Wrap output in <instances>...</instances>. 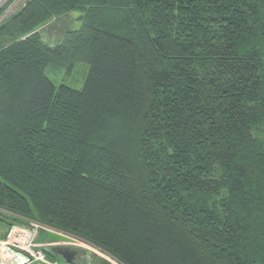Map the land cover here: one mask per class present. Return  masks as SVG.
I'll return each instance as SVG.
<instances>
[{"label":"trees","instance_id":"trees-1","mask_svg":"<svg viewBox=\"0 0 264 264\" xmlns=\"http://www.w3.org/2000/svg\"><path fill=\"white\" fill-rule=\"evenodd\" d=\"M79 62L82 88L48 76ZM30 221L102 264H264V0H31L0 21V224Z\"/></svg>","mask_w":264,"mask_h":264},{"label":"rangeland","instance_id":"rangeland-1","mask_svg":"<svg viewBox=\"0 0 264 264\" xmlns=\"http://www.w3.org/2000/svg\"><path fill=\"white\" fill-rule=\"evenodd\" d=\"M82 15L81 12L75 11L70 13L66 18L62 19H55L51 22H48L46 25L41 26L39 28V35L41 40L47 42L50 44V46H55L56 44H59L60 41L64 38L66 32L68 29H77L81 26V21L79 20L80 16ZM89 67L85 63H76L73 70L71 72H68L67 70L63 71H52L50 70L48 72V76L53 80V82L58 86L60 83H64L68 86L75 87V88H82L86 77L88 75ZM32 222V221H30ZM34 223V222H33ZM16 225H21V226H26L27 224H15ZM6 225H1L0 224V236H3L2 239H0V243L3 244L4 246V253L8 254L9 252L6 250L7 248V243L3 240H6L8 233L10 232L11 228ZM30 226V225H27ZM43 226V225H42ZM42 226L38 227L36 231V243L38 244H46V247H52V246H59V245H67L71 248H76V249H84L86 251H89L92 255V262L91 264H102V261H109L111 257L107 255L104 251H102L100 248L94 247L90 243H84V242H78V241H72V242H51L50 241V236L47 232V230L43 229ZM20 226H17L14 228L13 236L15 238L21 237V234L19 232ZM45 227V226H44ZM30 235V233H29ZM6 236V237H5ZM23 244V243H22ZM86 244V245H85ZM84 246L85 248H81ZM40 248V247H39ZM48 255V252H47ZM7 260L9 258H6ZM60 259V256H57L55 253L50 252V256H47V260L51 264H58V260ZM17 261V262H16ZM11 262L18 263V259H14ZM111 263V262H110ZM3 264H8L7 262Z\"/></svg>","mask_w":264,"mask_h":264},{"label":"built area","instance_id":"built-area-1","mask_svg":"<svg viewBox=\"0 0 264 264\" xmlns=\"http://www.w3.org/2000/svg\"><path fill=\"white\" fill-rule=\"evenodd\" d=\"M31 0H0V21L10 17L14 13H16L19 9H21L24 5H26ZM25 225V224H24ZM30 225V226H27ZM26 226L16 225L13 226L10 232L7 235L6 240H3L7 243L6 250L9 252L8 254H2L0 252V264L7 262L8 264H14L11 262L14 259H18L21 262L17 264H51L47 260V251L46 244H38L36 243V231L38 227L42 226L39 223L30 222ZM20 226L19 228L25 229V231H29L30 235L27 234L26 240L21 243L20 240L16 239L13 236L14 228ZM44 226H42L43 228ZM59 231V230H58ZM60 243V242H56ZM40 247V248H39ZM6 258H9L8 260ZM17 262V261H16Z\"/></svg>","mask_w":264,"mask_h":264},{"label":"flooded vegetation","instance_id":"flooded-vegetation-1","mask_svg":"<svg viewBox=\"0 0 264 264\" xmlns=\"http://www.w3.org/2000/svg\"><path fill=\"white\" fill-rule=\"evenodd\" d=\"M43 229L48 231L51 228L45 227ZM22 230L25 231V229H22ZM68 242H72V241H68ZM81 248H85V247L82 246ZM2 252L4 253V248ZM56 255L60 256V259L58 260V264H91L93 260L92 255L89 251H86L84 249H79V248L78 249L71 248L69 246H67L66 248H62L60 252L57 253Z\"/></svg>","mask_w":264,"mask_h":264},{"label":"water","instance_id":"water-1","mask_svg":"<svg viewBox=\"0 0 264 264\" xmlns=\"http://www.w3.org/2000/svg\"><path fill=\"white\" fill-rule=\"evenodd\" d=\"M49 236H50V241L51 242H68V241H80V242H84L86 243V241L80 239V238H76V237H72L70 234L66 233V232H63V231H58L57 229H54V228H51L50 230L47 231ZM67 245H55V246H52V247H48L46 248V251L48 253H59L60 250L62 248H66Z\"/></svg>","mask_w":264,"mask_h":264},{"label":"bare ground","instance_id":"bare-ground-1","mask_svg":"<svg viewBox=\"0 0 264 264\" xmlns=\"http://www.w3.org/2000/svg\"><path fill=\"white\" fill-rule=\"evenodd\" d=\"M72 237H76V236H74V235H72V234H70ZM77 238V237H76ZM88 242H86V244H87ZM94 246V245H93ZM96 247V246H95ZM3 248H4V246H3V244L2 243H0V252L2 253V250H3ZM97 248V247H96ZM19 262H21L20 260H19ZM15 264H17V263H15Z\"/></svg>","mask_w":264,"mask_h":264}]
</instances>
